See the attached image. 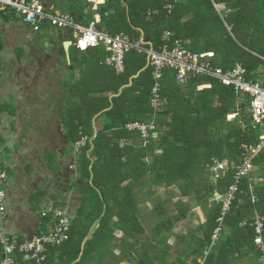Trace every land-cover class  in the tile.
I'll return each instance as SVG.
<instances>
[{"label": "trees", "instance_id": "trees-1", "mask_svg": "<svg viewBox=\"0 0 264 264\" xmlns=\"http://www.w3.org/2000/svg\"><path fill=\"white\" fill-rule=\"evenodd\" d=\"M167 4L172 5L169 13ZM220 7L229 13L220 12ZM68 11L84 25L98 16V27L110 35L142 36L154 49L161 45L163 32L169 31L173 40H182L212 68L226 72L239 64L246 71V79H264L258 71L264 67V0H105L87 13L82 5ZM150 11L152 15H148ZM248 46L252 49L247 50ZM79 54L90 55L96 65H105L108 55L103 47ZM124 64L120 75L108 67L113 86L106 87V91L110 89L114 97L87 96L101 88L82 91L86 94L82 102L87 107L78 108L75 115L62 121L71 145L80 139L79 128L82 135H93L92 116L102 112L106 123L78 156L79 181L72 187L80 201L76 212L69 215V240L49 248L43 264H85L94 254L102 255L114 231H121L125 242L143 234L139 195L143 191L152 195L161 187L176 189L185 201L175 203L171 215L169 208L156 205L155 211L167 215L156 225L158 232H169L175 223L187 219L192 210L186 205L189 202L205 213L200 240H196V234L184 237L188 246L185 260L191 255L203 257L204 264H235L242 259L259 264L261 253L253 243L252 225L255 211L264 218V148L252 159L261 182L253 184L251 176L250 182L240 179L230 211L221 224L222 201L207 208L214 193L224 199L233 184L235 168L245 156L242 146L255 148L258 144L260 132L252 130L244 117L247 105L238 104L242 96L207 75L187 78L179 85L175 73L166 70L160 82L161 109L154 113L149 105L153 81L146 57L131 51ZM231 114L235 115L232 123L227 121ZM152 119L158 138H150L146 146L139 134L125 128L129 123L145 124ZM134 140L139 143H132ZM214 161L228 163L229 169L217 180L208 176L205 179ZM250 186L257 198L255 203L251 201ZM57 206L63 208L64 203L58 202ZM49 221V216L41 219L43 229ZM95 226L97 230L87 238ZM219 226L220 233L212 245V235ZM221 237H227L226 241ZM15 264L35 263L17 255Z\"/></svg>", "mask_w": 264, "mask_h": 264}, {"label": "crops", "instance_id": "crops-1", "mask_svg": "<svg viewBox=\"0 0 264 264\" xmlns=\"http://www.w3.org/2000/svg\"><path fill=\"white\" fill-rule=\"evenodd\" d=\"M39 1L52 13L66 14L78 5H82L83 12L87 13L105 2ZM167 6L172 9V5L165 6L169 13L171 10ZM150 14L153 12H148ZM94 19L99 21L98 16ZM71 42L72 33L69 30L43 25L34 31L11 12L0 10V161L8 174L4 185L6 217L0 223V232L17 235L21 241H31L38 232L51 229L52 221L47 223L45 229L41 224L40 212L46 207H58L60 201L70 216L77 210L80 197L72 184L79 181L76 175L78 160L74 164L73 144L66 140V128L62 121L75 115L78 108L87 107L82 102L86 95L82 91L95 87L101 88V91L88 93V97L111 99L115 96L110 91L113 82L108 66L100 62L99 65L94 64L96 61L91 60L90 55L79 54ZM108 86L110 89L106 91ZM91 121L93 134H97L106 123L102 112L92 116ZM132 143L138 144L139 141ZM250 176L255 185L262 180L253 166ZM68 189L71 190L66 192ZM161 190L171 195L169 189L157 188V191ZM216 195L222 198L218 193L213 194ZM209 201L207 208L215 204ZM194 208L202 210L199 206ZM194 208L187 219L175 223L169 232H158L156 229L161 218L167 215L161 216L154 209L150 215L153 224L145 226L140 211L143 234L125 242L123 233L114 231L112 237H108L110 242H106L102 255L94 254L93 259L89 258L85 264H192L194 259L203 261V257L190 254L185 260L188 246L184 237L196 234V240H200L202 234L199 228L206 219L204 211L200 209L195 216ZM194 218L195 223L191 221ZM178 224H183L185 228L175 234ZM96 230L97 226L87 238ZM221 238L223 242L227 239ZM235 264L251 263L242 259Z\"/></svg>", "mask_w": 264, "mask_h": 264}, {"label": "built area", "instance_id": "built-area-1", "mask_svg": "<svg viewBox=\"0 0 264 264\" xmlns=\"http://www.w3.org/2000/svg\"><path fill=\"white\" fill-rule=\"evenodd\" d=\"M167 8L171 10V6H167ZM0 10L11 12L17 19L34 31H38L43 25L58 30H69L74 39L71 44L78 53H86L90 49L103 47L108 54L104 63L117 75L124 73V60L127 53L136 51L138 54L144 55L151 68L153 86L149 105L154 113L161 109L160 82L163 78V72L166 70H171L175 73V81L179 85L184 84L187 78L207 75L215 78L223 86L233 88L237 94L242 96V100L238 104L247 105L244 117L249 121L251 129L259 131L260 135L255 148L242 146L245 150V156L242 163L235 168L233 184L229 187L224 199H221L222 210L218 223H222L225 214L230 211L234 195L237 192L238 182L241 178H247L249 182L251 181L252 159L264 148V79L258 81L246 79V71L239 64L226 72L220 68H212L198 53L187 49L182 40H173V35L169 31L163 32L161 45L154 49L151 43H145L142 38L138 40L123 33L110 35L99 28L96 21H91L84 25L73 16L64 12L52 13L46 10L39 0H0ZM125 128L127 131L139 134L144 146L149 144V139L154 137L156 131L153 119L145 124L138 122L129 123ZM79 131L80 139L73 144L74 164L78 160L80 151L96 137L95 133L91 137L82 135L81 128ZM1 156L0 150V159ZM231 166L233 167V165ZM228 169V163L225 165L214 161L212 167L214 180L224 175ZM7 178L8 174L1 167L0 161V223L6 217L4 185ZM249 189L251 201L255 203L257 198L253 194V186H250ZM40 216L42 218L51 217L52 227L48 231H40L31 241H21L15 235L6 234L3 231L0 232L2 252L0 264H15L17 255H21L26 261L43 264L49 248L60 246L69 240L71 221L66 209L48 206L40 212ZM252 226L255 233L253 243L261 253L259 264H264V218L256 211L254 212ZM219 233L220 226L212 235V245L217 240Z\"/></svg>", "mask_w": 264, "mask_h": 264}, {"label": "rangeland", "instance_id": "rangeland-1", "mask_svg": "<svg viewBox=\"0 0 264 264\" xmlns=\"http://www.w3.org/2000/svg\"><path fill=\"white\" fill-rule=\"evenodd\" d=\"M222 8V9H221ZM223 10V11H222ZM220 12H223V13H225L226 15L229 13L226 9H224L223 7H220ZM251 50L252 48H251V46H248L247 47V50ZM259 72H260V75H261V77H263V75H264V67H261V68H259V70H258ZM240 116H244V114H242L241 113V115ZM227 118H228V122H230V123H232L234 120H235V115L234 114H231V115H229V116H227ZM243 121V120H242ZM241 124V123H240ZM156 138H158V135L155 133V135H154V137H153V139H156ZM220 163H223V164H225L226 165V162H220ZM254 170V169H253ZM77 172H78V170H77ZM208 174H206L205 176H204V178L205 179H207V176H208V178L209 179H212L213 178V172H212V168L211 167H209L208 169H207V171H206ZM254 172H255V170H254ZM259 173V172H258ZM77 175V177L79 176V173H77L76 174ZM212 177V178H211ZM253 183V182H252ZM254 184V183H253ZM255 186V185H254ZM69 190H71V189H68L66 192H68ZM155 193L154 194H152V195H147V193H146V191H143L140 195H139V203L140 204H142V206L140 207V211L142 212L141 213V216H143V217H141V220H142V222H143V220H144V223H145V226H149V225H151V224H153L152 222H153V219H151V214L152 213H154V208L156 207V205L158 204V203H161L162 204V206H164L163 208H169L167 211H170V215L173 213H171V210H172V208L174 207V205H175V203H177V202H179L180 200L182 201L183 200V202L185 201V199H182V198H180V195H179V193H178V191L176 190V189H174V188H170L169 189V191H170V194L171 195H169L167 192H165V190H161L160 192L159 191H157V188L155 189ZM215 194V193H214ZM67 195V194H66ZM169 196H171V198L169 197ZM63 198V197H62ZM144 198H146V200L144 199ZM221 197L220 196H218V195H216V196H213V197H211V199H210V203H217V202H220L221 201ZM59 200H61V199H59ZM63 201H64V198L62 199ZM61 200V201H62ZM142 200V201H141ZM58 202V201H57ZM60 202V201H59ZM168 205V206H167ZM186 205H190L191 206V208H194L195 207V205H194V202H189V203H187ZM198 209H200V208H194V210H193V214L196 216L197 214H198ZM201 210V209H200ZM68 212V211H67ZM201 212H202V210H201ZM70 214V213H69ZM168 214V213H167ZM196 220V218H194V219H192L191 221L192 222H196L195 221ZM192 226H194V225H192ZM184 225L183 224H178L177 225V227H176V232H175V234H177V233H179V232H181L182 230H184ZM148 235V234H147ZM15 236H17V235H15ZM18 237V236H17ZM19 238V237H18ZM179 241H180V238H179ZM162 249H163V246H162ZM199 262H201V264H203V262L202 261H198V259L196 260V259H194L193 261H192V264H198Z\"/></svg>", "mask_w": 264, "mask_h": 264}, {"label": "water", "instance_id": "water-1", "mask_svg": "<svg viewBox=\"0 0 264 264\" xmlns=\"http://www.w3.org/2000/svg\"><path fill=\"white\" fill-rule=\"evenodd\" d=\"M67 47H68V45H67Z\"/></svg>", "mask_w": 264, "mask_h": 264}]
</instances>
